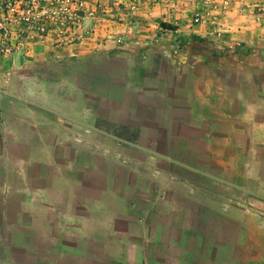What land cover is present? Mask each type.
<instances>
[{"label": "crops", "instance_id": "0c3cea01", "mask_svg": "<svg viewBox=\"0 0 264 264\" xmlns=\"http://www.w3.org/2000/svg\"><path fill=\"white\" fill-rule=\"evenodd\" d=\"M262 1L138 2L0 57V264H264Z\"/></svg>", "mask_w": 264, "mask_h": 264}, {"label": "built area", "instance_id": "2783aa9c", "mask_svg": "<svg viewBox=\"0 0 264 264\" xmlns=\"http://www.w3.org/2000/svg\"><path fill=\"white\" fill-rule=\"evenodd\" d=\"M137 1L154 6L160 0ZM138 2L119 3L112 11L108 5L84 0H0V50L12 55L15 49H28L33 44L71 42L84 27L79 18L85 14H116L125 19L138 9ZM258 7L264 8V1Z\"/></svg>", "mask_w": 264, "mask_h": 264}, {"label": "rangeland", "instance_id": "374dc122", "mask_svg": "<svg viewBox=\"0 0 264 264\" xmlns=\"http://www.w3.org/2000/svg\"><path fill=\"white\" fill-rule=\"evenodd\" d=\"M84 1H86V2H93V0H84ZM99 0H96V2H98ZM99 2H101V1H99ZM79 12H81V13H83V11H79ZM17 52L18 51H21V52H23L25 49H15ZM6 56H9V55H7V53H6V50H0V57H6Z\"/></svg>", "mask_w": 264, "mask_h": 264}]
</instances>
